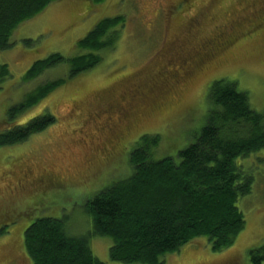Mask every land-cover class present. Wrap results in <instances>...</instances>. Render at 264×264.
I'll return each mask as SVG.
<instances>
[{"label":"rangeland","instance_id":"rangeland-1","mask_svg":"<svg viewBox=\"0 0 264 264\" xmlns=\"http://www.w3.org/2000/svg\"><path fill=\"white\" fill-rule=\"evenodd\" d=\"M122 15L113 50L93 68L66 78L67 65L22 83L36 60L66 59L97 22ZM29 41V45L24 44ZM209 41V42H208ZM10 78L0 85V131L6 111L35 84L65 81L18 121L44 112L55 122L27 141L0 149V264H31L23 234L39 218L64 223L70 237L90 233L86 202L131 174L128 156L142 135H160L155 154L175 158L203 127L213 81L225 79L264 112V0H56L20 24L0 50ZM139 86L142 97H132ZM123 139V144L114 147ZM121 152L110 155L113 150ZM264 153L239 160L251 177L238 201L245 228L226 250L213 253L204 238L163 258L164 264H248L247 252L264 245ZM111 241L92 237L104 264Z\"/></svg>","mask_w":264,"mask_h":264},{"label":"trees","instance_id":"trees-1","mask_svg":"<svg viewBox=\"0 0 264 264\" xmlns=\"http://www.w3.org/2000/svg\"><path fill=\"white\" fill-rule=\"evenodd\" d=\"M54 1L0 0V50L9 48V39L20 24ZM123 23L122 15L100 20L76 44L84 53L71 59L50 54L36 60L23 74L22 83L39 81L57 65L70 67L66 78L93 68L101 61L100 52L113 50ZM9 78L7 65L0 64V85ZM64 78L35 84L8 108L0 149L21 144L55 122L46 112L27 121L18 119L62 85ZM133 90L132 97H142L139 86ZM206 102L203 127L175 158H155L160 135H142L133 144L129 177L112 182L86 202L90 233L70 237L64 223L52 218L32 222L23 234L31 264H104L91 252L92 237L108 238L109 260L121 264H164L165 256L198 238H204L213 253L228 249L245 228L238 201L250 193L252 183L238 161L264 153V112L252 109L247 94L225 79L212 82ZM247 261L264 264V245L249 250Z\"/></svg>","mask_w":264,"mask_h":264},{"label":"flooded vegetation","instance_id":"flooded-vegetation-1","mask_svg":"<svg viewBox=\"0 0 264 264\" xmlns=\"http://www.w3.org/2000/svg\"><path fill=\"white\" fill-rule=\"evenodd\" d=\"M122 144H123V139H121L120 141H118L117 144L114 145V147H115V146L118 147V145H122ZM119 152H121V151H119L118 149H117L116 151L113 150V151L110 153V155L113 156V154H115V153H119Z\"/></svg>","mask_w":264,"mask_h":264},{"label":"bare ground","instance_id":"bare-ground-1","mask_svg":"<svg viewBox=\"0 0 264 264\" xmlns=\"http://www.w3.org/2000/svg\"><path fill=\"white\" fill-rule=\"evenodd\" d=\"M91 31V30H90Z\"/></svg>","mask_w":264,"mask_h":264}]
</instances>
